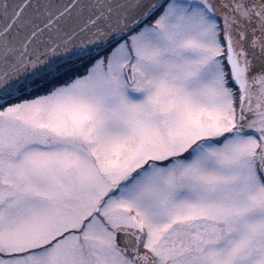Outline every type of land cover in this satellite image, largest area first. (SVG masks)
Here are the masks:
<instances>
[{
	"label": "snow or ice",
	"instance_id": "1",
	"mask_svg": "<svg viewBox=\"0 0 264 264\" xmlns=\"http://www.w3.org/2000/svg\"><path fill=\"white\" fill-rule=\"evenodd\" d=\"M0 264H264V0H0Z\"/></svg>",
	"mask_w": 264,
	"mask_h": 264
}]
</instances>
